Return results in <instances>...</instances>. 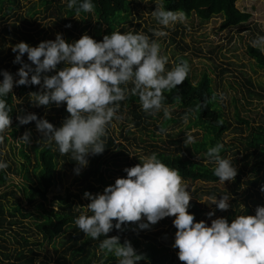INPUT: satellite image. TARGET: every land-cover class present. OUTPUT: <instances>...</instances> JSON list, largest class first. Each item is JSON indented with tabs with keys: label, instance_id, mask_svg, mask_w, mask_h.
I'll use <instances>...</instances> for the list:
<instances>
[{
	"label": "trees",
	"instance_id": "16d2710c",
	"mask_svg": "<svg viewBox=\"0 0 264 264\" xmlns=\"http://www.w3.org/2000/svg\"><path fill=\"white\" fill-rule=\"evenodd\" d=\"M21 1L0 0V19H3L5 15L13 14L14 8H19ZM55 1L57 0H40V4L44 6L43 11L50 10V14L61 15V12L66 10L67 18L58 15L53 21V25H57L58 21L66 25L70 24L71 27H66L65 32L68 40L73 42L85 33L98 42L103 39L104 35H110L112 31L119 30L122 33H127L128 29L124 27L125 23L134 25L133 34L138 33V30L141 29L140 23L132 22V14L136 10L137 0H92L93 12H81L78 15V17L87 18H81V21L86 22L85 25H80V22L75 18L77 16L75 9L67 8V0H64L65 5L63 6L56 4ZM236 1L163 0V4L168 10L184 11L187 18L194 14L200 19V22H205L214 16H221V27L225 28L244 22L251 16L250 12L237 8ZM21 17L25 25L14 35L33 46L38 45V41H44L46 37L44 29L37 30L39 26H35L34 21L30 22L25 16ZM93 18L95 26L90 23ZM13 26L16 27V24ZM143 31L145 35L153 36L151 32ZM43 32L44 35L41 36ZM47 39L50 40L51 36H48ZM171 40L174 39L171 38ZM247 52L254 58L257 67L264 70V54L260 49L248 44ZM2 53L3 48L0 49V72L8 71L14 75V79H18L15 73L21 65L13 63L14 59L9 52L1 56ZM178 58L175 64L183 59L190 65L187 55L181 54ZM27 61L24 60L25 63ZM60 67L63 65H58V68ZM190 69L187 79L181 85L170 92H164L166 99L163 104L165 107H178L181 110L179 117L188 113V120L183 128L167 136L163 133L166 137L161 138L156 134L158 128L167 129L168 123L175 122L177 119L172 117L164 119L163 111L155 115L145 114L139 107L138 97L129 92L127 98L119 102L120 108L117 113L124 118L123 123L126 122L121 125L120 135L129 145L115 142L112 135L114 119L107 127L106 137L103 138L106 146L103 153L87 156L88 164L82 168L79 190L72 192L67 187L62 193L58 192L52 196H49L52 188L56 185L57 180H62L61 170L63 168L73 169L78 165L72 160L71 154L62 156L56 150L55 145L49 146L41 140L42 136L36 130L35 122L19 125L16 118L18 115L35 113L38 118H45L54 126L59 127L64 118L69 115L66 112V105L62 104L60 107L49 105L47 108L32 106L29 93L40 91V86L13 87L12 92L6 97V102L12 109L9 113L12 120L11 128L5 131L3 143L0 144V151L4 153L0 159L5 160L9 165L6 171H0V235L7 231L12 232L14 245L8 246L5 238L0 236V264H117V259L113 254H105L99 248L100 242L105 237L101 236L97 240L86 238L75 225L74 220L82 213H86V205L90 201L84 198L83 204L79 205L85 191L92 194L99 193L106 186L114 184L117 178L126 177L124 168L140 163V156L132 154L130 151V147L137 144H139L138 148L145 145L144 148L148 151V155L156 153L157 158L163 163L169 167L177 168L182 179L205 182L218 181V178L213 175L214 165L206 162L208 158L205 154L210 146L222 142L225 147L221 156L228 158L229 153H232V156L228 158L232 163L236 162L235 153L243 152L239 159L240 165L236 166L237 176L230 184L232 193L239 197L242 196L243 199H250L252 204L261 206V195L256 185L264 179V121L261 120L262 117L256 119L241 112L245 109V103L252 102L250 98L253 94L259 98L261 95L248 90L250 98L247 99L244 95V102L238 97L231 98L234 107L230 115V112H225L223 104L220 103L219 93L210 73L207 70L197 72L191 67ZM53 74L55 72L47 73V75ZM2 79L3 77L0 76V80ZM214 93L217 99L211 100ZM223 94H226V90H223ZM205 100H207V107H198ZM29 109H32V112ZM129 124L139 130L136 137H133L137 143L129 141L130 131L125 130ZM191 129H196L195 132L199 133V137L194 138V143L184 144L186 137H182L183 132ZM25 131L31 132L32 142L30 144H22L17 140L19 139L17 137H21ZM229 132L233 136L227 143L225 138ZM145 138H147L146 143ZM157 140L161 143H153ZM15 141L17 144L14 146ZM6 145L13 153L12 156H16L14 149H17L21 159L8 158L3 150ZM130 154L134 157H129ZM102 166L106 167L102 169ZM259 170L263 173L262 177L257 175ZM246 172L248 175L255 174L257 177L243 180L247 175ZM10 175H17L20 181L17 184L11 183ZM220 190L223 193L229 191L228 189ZM211 195L218 196L215 191H211ZM9 196L13 199H10ZM24 203H26L25 207ZM229 204L230 207H234L227 215L229 223L235 218L237 212L242 211L246 214L254 212L250 205L240 207L238 202H234V198L229 201ZM188 211L194 214L197 222L205 218V208L193 199L190 200ZM29 217L35 219L33 225L38 238L34 240L25 234L30 229L22 223V219ZM172 220L173 217H165L160 220V224L173 225ZM20 225L22 231L16 229ZM175 231L174 226L161 227L156 231L140 230L136 224L129 223L123 231L113 229L107 235L108 237L118 235L121 243L125 239L129 240L136 252L147 258L139 261L138 264H181L182 261H179L176 254L178 249L171 246L174 242ZM162 236H165L166 239L172 237L165 241L161 239ZM59 237L60 241L55 245L54 242ZM49 243L53 244L52 255L43 254L41 249Z\"/></svg>",
	"mask_w": 264,
	"mask_h": 264
},
{
	"label": "clouds",
	"instance_id": "9594fccd",
	"mask_svg": "<svg viewBox=\"0 0 264 264\" xmlns=\"http://www.w3.org/2000/svg\"><path fill=\"white\" fill-rule=\"evenodd\" d=\"M154 3L156 7L151 15L161 26L151 29L155 37H166L165 28L186 24L184 11L166 9L163 0H154ZM67 8L75 9L78 16L81 12H93L94 4L92 0H67ZM251 45L264 52V36H257ZM11 47L16 53L13 63L21 66L15 73L18 79L8 71L0 72L3 77L0 80V144L12 123L9 115L12 109L6 97L14 86L39 85L40 91L29 93L32 106L47 108L64 104L69 115L59 127L38 118L35 113L18 115L16 119L19 125L35 122L41 140L49 146L55 145L62 156L71 154L78 165L74 168L77 175L87 166L89 154H102L105 150L103 138L107 127L114 119H123L117 114L119 102L124 101L129 92L138 97L139 107L145 114L155 115L163 110L164 119H171L170 109L163 104L164 92L181 85L191 70L183 59L166 69L169 58L161 54L160 43L150 41L143 32L116 30L104 35L99 42L85 33L71 43L65 41L62 33H57L54 40L41 41L36 46L21 41ZM25 54L31 63L24 62ZM61 64L63 67L58 68ZM50 72L55 74L47 75ZM210 99L216 100V94ZM225 99L220 93L219 100ZM198 107H207V100ZM182 118L187 123L188 113ZM163 133L166 129L158 128L156 134ZM185 137L184 144L195 142L190 133ZM17 140L30 144L31 132L25 131ZM224 147L218 142L210 146L205 155L206 162L214 165L213 175L225 185L226 181L235 179L237 168L230 159L221 156ZM3 154L0 151V157ZM139 161L135 166L124 168L126 177L117 178L102 194L85 191L83 198L90 201L86 213L74 220L86 238L105 237L99 248L105 254H113L117 264H138L147 258L138 254L129 240L121 243L118 235L108 237V233L113 229L123 231L129 223L136 224L140 230L149 229L165 217H174L172 224L176 231L171 246L178 249L177 257L184 264H264V206L257 205L254 215H237L231 223L224 217L212 219L215 211L207 213L210 225L205 220L197 222L188 211L192 195L180 171L163 163L156 153L141 156ZM8 166L0 159V171H6ZM261 191L264 192V186ZM231 198L229 194L219 199L217 196L205 199L216 209L227 211Z\"/></svg>",
	"mask_w": 264,
	"mask_h": 264
},
{
	"label": "rangeland",
	"instance_id": "374dc122",
	"mask_svg": "<svg viewBox=\"0 0 264 264\" xmlns=\"http://www.w3.org/2000/svg\"><path fill=\"white\" fill-rule=\"evenodd\" d=\"M57 1H55L56 4H60L62 6L65 5L64 0ZM137 1L138 3L135 6L136 10L133 11L134 13L132 14V22L140 23L141 29H139L138 32H143L145 34L143 30H147L148 32L152 33L151 29L160 28L161 26L156 23L155 19L151 15V12L154 11L156 7L154 0H147V3H144L143 0ZM235 6L240 10H247L251 14L250 18L246 22L237 26L234 25L222 28L221 16H214L205 22H200V19L192 14L189 18H187L186 24L177 23L174 26L163 29L164 31L168 32V35L166 37H155L153 33V36L148 37L150 41L156 40L158 43H160L161 54L168 56L169 62L166 65V69H171L175 65V61L177 60V58L181 54H185L187 55V57H189L190 67L193 70L197 72L207 70L214 78L218 93H223V90H226V94H224L226 99L220 101V103L223 104L225 112H230V115L232 114L234 107V103L231 101V98L238 97L242 102H244V95L245 97H247V99L250 98L248 96V90L255 91V93L261 95V97L259 98L256 94H253L250 98L252 102L245 100L249 103H245V109L241 112L242 114H248L251 117H255L256 119L262 117L261 120L264 121V70L257 67L254 58H252L247 52L248 44L251 45V42L256 39L257 36H264V0H237L235 2ZM43 7L44 6L40 4V0H22L20 2V7L14 8L12 12L13 14L5 15L3 19H0V43H3L2 45L0 44V49L3 48V53L1 54V56L5 55L6 52H9L10 56L14 59L16 53H13L11 46L21 41L28 43L22 38L16 37L14 35L15 33H18L19 29L25 25L22 22L21 16H25L30 22L34 21V25L37 27L39 26L37 30H40L41 28L44 29V32H46L44 41L48 40V36H51V40H54L57 33H62L63 38L66 42H73L68 40L66 36L65 23L58 21L60 23L57 22V25H53V21L59 14H50V10L43 11ZM59 16L67 18L66 10H63L61 12V15ZM82 17L75 16L77 21L80 22V25H85L86 22L81 21ZM83 18L87 19L86 17ZM90 23L92 24V26H95L94 18ZM13 24H16V27H14ZM124 27L128 29L127 32H133L134 30V25H129L128 23H125ZM44 32L41 34V36L44 35ZM171 38H173L174 40H171ZM30 46L33 45L31 44ZM262 53L264 54V52ZM22 59L27 60V54H25ZM28 62L29 61H27V63ZM168 108L171 111V117H177V120L175 122L168 123L166 127V133H164L166 136L180 130L186 124L182 118L184 114H182L181 117L178 116L179 112L181 111L178 107L168 106ZM29 111L32 112V109H29ZM230 118L232 119V122H234L233 118ZM123 121L124 118L120 121L115 120L114 124L112 125V135L114 136V140L116 143L122 142L126 144V146H128L129 144H127V142L123 140L120 135V130H122L121 125ZM125 130L130 131V133L128 134L129 141L137 143V141H134L133 137H136V134L138 133L137 131L139 130L129 127H127ZM195 131L196 129L186 130L185 132H183L182 137H185L186 133H190L194 138L199 137V133ZM164 134H161L160 137L165 138L166 136ZM236 135L238 134L236 133ZM232 136L233 134L229 132L228 136L225 138V142L229 143ZM17 138H20V136ZM146 139L147 138H145V143ZM154 142L156 144L161 143V141L158 140L153 141V143ZM140 143L142 142L140 141ZM16 144L17 142L15 141L14 146ZM138 146L139 144L130 147V151L132 154L139 155L140 157L149 156L148 151L144 148L145 145L141 146L140 148H138ZM3 150L6 152L8 158L17 157L18 159H21L17 153V149H14L16 156H12L13 153L10 151L8 145H6ZM242 153L243 152H241L240 154L235 153L236 162L233 163L235 167H238L240 165L239 159L241 158ZM231 156L232 153H229L228 158H230ZM129 157L132 158L134 157V155L130 154ZM104 167L106 166H102V169ZM61 171V173L63 174L62 180H57V183L52 188L49 196H52L58 192L62 193L63 190L67 187L72 192H77L79 190L83 169H81L78 175L74 172V168H63ZM257 175L262 177V171L259 170ZM257 175H248L247 173L246 177H244L243 180L254 178L255 176L257 177ZM10 179V182L15 184L20 181V178L17 175H10ZM183 182L188 185L189 188L187 190L191 191L192 199L197 201L198 204L205 208L204 220L209 225L211 223V220L207 217V213L209 211H215V215L212 217V219L218 217H224L227 219V215L230 210L234 209L233 206H231L227 211L216 209L215 205H211V202L205 199L206 197L214 196L211 195V191H215V193L218 194V199L221 195L231 194V197L234 198V202H238L240 207L250 205L251 209L254 211L252 214H246L245 212L240 211L236 213L235 217L237 215L255 214L257 205L252 204L250 202V199H243L242 196L239 197L232 193L230 185L231 181H226L225 185L221 184L219 180L216 182H205L200 180L192 181L189 179H183ZM256 186L261 195V206H264V192L261 191V186H264V179L259 181ZM214 188H216L217 190H213ZM220 189H228L229 191L226 192V194L223 193ZM103 190H101L99 193L102 194ZM9 198L13 199V197L10 196ZM199 200L203 201L204 203H201ZM84 201L85 199L82 198L81 202H79V205L80 203L83 204ZM23 206L25 207L26 203H24ZM34 220L35 219L31 217L22 219L23 225L30 229L28 233L25 234L29 236L31 240L38 238L33 225ZM170 226L173 225H162L160 224V221H158L155 225H151L149 229L152 231H156L161 227L170 228ZM21 227L22 226L20 225L19 227H16V229L22 231L20 230ZM0 236L5 238L8 246L12 247L14 245L12 232L7 231ZM161 239L165 241L169 240L168 238L166 239L165 236H162ZM59 241L60 237L55 240L54 244L57 245ZM41 252H43V254L52 255L53 244H45L43 246V249H41Z\"/></svg>",
	"mask_w": 264,
	"mask_h": 264
},
{
	"label": "crops",
	"instance_id": "0c3cea01",
	"mask_svg": "<svg viewBox=\"0 0 264 264\" xmlns=\"http://www.w3.org/2000/svg\"><path fill=\"white\" fill-rule=\"evenodd\" d=\"M171 237H172V236H170V238H171ZM170 238H169V239H170ZM176 253H177V252H176ZM181 264H184V262H181Z\"/></svg>",
	"mask_w": 264,
	"mask_h": 264
}]
</instances>
